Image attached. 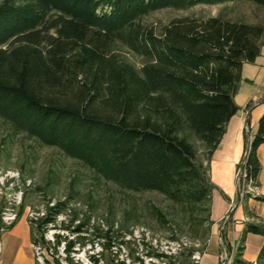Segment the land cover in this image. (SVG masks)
Wrapping results in <instances>:
<instances>
[{
	"label": "trees",
	"instance_id": "1",
	"mask_svg": "<svg viewBox=\"0 0 264 264\" xmlns=\"http://www.w3.org/2000/svg\"><path fill=\"white\" fill-rule=\"evenodd\" d=\"M223 1L0 0V117L14 130L60 147L126 189L158 190L192 213L204 209L197 218L207 225V239L213 223L210 160L240 109L235 94L243 64L260 54L264 24L221 14L182 16L158 31L143 19L163 7ZM254 1L264 6V0ZM123 46L143 55L139 66L122 53ZM262 142L264 113L251 134L240 179L243 200L253 194L248 182L260 184ZM200 143L207 163L200 158ZM257 197L264 200V195ZM67 203L58 200L38 221L29 219L35 241L39 233L45 240V229ZM78 216L59 225L70 233H57L56 243L64 241L70 264H81L71 252L90 233L87 220ZM95 227L103 249H112V225ZM248 231L264 235V223L248 221ZM126 235L120 234V245H142L147 256L172 264L184 252L168 254L145 236ZM225 242L231 253L232 245ZM132 248L131 261L113 263L144 264L145 258ZM243 248L237 245L235 254ZM193 252L184 264L191 263ZM91 257L99 264V256ZM256 264H264V245Z\"/></svg>",
	"mask_w": 264,
	"mask_h": 264
},
{
	"label": "rangeland",
	"instance_id": "2",
	"mask_svg": "<svg viewBox=\"0 0 264 264\" xmlns=\"http://www.w3.org/2000/svg\"><path fill=\"white\" fill-rule=\"evenodd\" d=\"M218 14L233 20L264 24V6L254 0L197 3L186 8L168 6L151 11L143 20L159 31L175 17H207ZM121 51L138 66L144 59L143 55L131 51L126 46L121 47ZM199 155L207 163L206 150L202 143L199 144ZM209 167L211 170V160ZM213 181L216 182L215 179ZM222 182L229 184L225 177ZM21 191L22 197L16 207L19 212L23 210L26 214L30 208L46 211L49 204L68 200L66 210L58 216L55 223L45 229V240L38 234L45 247V264H58V260L63 264H70L64 241L60 244L56 242L58 232L65 235L70 233L67 229L59 227L63 223L62 220H68L75 214L79 215L77 219L87 220L86 227L90 228L86 243L77 242L76 249L71 252L74 260L81 264H95L91 257L93 254L99 256V264H116L113 261L117 262L123 258L131 261L129 252L132 247L134 249V244L120 245L119 241L122 238L120 234L125 233L126 237L131 235L138 239L142 236H145L146 240L157 238L158 247L162 250H171L175 245L167 240H179L184 252L176 258V264H184L192 249L205 248L207 225L199 224L200 220L197 218L198 215L205 214L204 209L197 208L192 213V210L185 208L181 202L158 190L126 189L107 179L82 160L68 155L60 147L43 143L25 131L14 130L0 117V210L8 205V195ZM255 200L260 204L257 211L264 212V201ZM109 225L114 228L113 236L116 242L112 249H103L94 229L95 226ZM134 252L145 258L144 264H172L166 258L147 256L142 245L139 249H134ZM231 256L232 253L227 261L229 264H232ZM132 264H138L137 260Z\"/></svg>",
	"mask_w": 264,
	"mask_h": 264
},
{
	"label": "crops",
	"instance_id": "3",
	"mask_svg": "<svg viewBox=\"0 0 264 264\" xmlns=\"http://www.w3.org/2000/svg\"><path fill=\"white\" fill-rule=\"evenodd\" d=\"M235 99L240 105V109L228 121L226 131L211 157V180L215 179L217 183L213 181L210 211L213 223L203 250L201 264H222L225 257V242L220 236V221L235 204L236 173L247 146L246 115L249 113L250 127L253 133L264 113V37L261 52L256 60L246 61L243 64L242 80ZM258 155L262 162L259 173L260 184L255 187L250 197L245 200L241 199L233 213L222 225L223 235L225 234L224 240L230 242L232 250L241 243L244 245L241 254L237 255L233 251L231 252L230 261L238 258L234 264H247L244 261L256 264L260 250L264 245L263 234L253 231L245 232L248 221H264V212L257 211L260 204L255 200L260 199L257 195H264V142L259 145ZM224 177L229 180V184L226 185L222 182ZM243 235L244 240L242 239ZM0 238L2 242L0 264L36 263L33 248L34 233L28 214L19 213L18 218L0 234Z\"/></svg>",
	"mask_w": 264,
	"mask_h": 264
},
{
	"label": "built area",
	"instance_id": "4",
	"mask_svg": "<svg viewBox=\"0 0 264 264\" xmlns=\"http://www.w3.org/2000/svg\"><path fill=\"white\" fill-rule=\"evenodd\" d=\"M244 171V170H243ZM242 171L241 176L245 175V173ZM241 179V177H240ZM245 187V184L243 185ZM247 189L254 192L255 186H253L250 182L247 183ZM22 197V191L13 193L10 196H7V203L8 205L4 206L2 210H0V234L8 228L17 218L19 215V211L17 209V203L20 202ZM44 209H32L30 208L28 210V217L29 219H32L33 221H38L40 217H42L45 214ZM140 239V238H139ZM150 243H152L155 247L158 248V250L163 251L168 254H175L179 252L182 249V244L179 240L173 239V240H167V242H170L172 244H175L174 246L171 247V250H165V249H160L158 247V239L154 237L150 238ZM186 243V242H185ZM33 248L36 256V263L35 264H45V259H44V252H45V247L42 244L41 240L34 241L33 243ZM2 249V242L0 238V251ZM202 255L203 251L199 248L195 249L193 254H192V261L190 264H201L202 260ZM150 257V256H149ZM153 258V257H151ZM229 260V258H228ZM227 260V261H228ZM231 260V259H230ZM222 263V264H229L228 262Z\"/></svg>",
	"mask_w": 264,
	"mask_h": 264
},
{
	"label": "water",
	"instance_id": "5",
	"mask_svg": "<svg viewBox=\"0 0 264 264\" xmlns=\"http://www.w3.org/2000/svg\"><path fill=\"white\" fill-rule=\"evenodd\" d=\"M250 108L248 109V112H249ZM246 125H247V129H248V135H247V146H246V152L244 154V157L239 165V168L237 170V173H236V194H235V204L234 206L231 208V210L228 212V214L222 218V220L220 221V236L223 240V242H225L224 240V235H223V232H222V225L223 223L225 222V220L227 219L228 216H230L233 211L235 210V208L237 207V205L240 203L241 201V194H240V177H241V173L244 169V166L247 162V159H248V156H249V152H250V139H251V127H250V120H249V113L246 115ZM225 244V243H224ZM225 257L223 259V263H225L228 258L230 257V251L229 249L227 248V245L225 244Z\"/></svg>",
	"mask_w": 264,
	"mask_h": 264
}]
</instances>
